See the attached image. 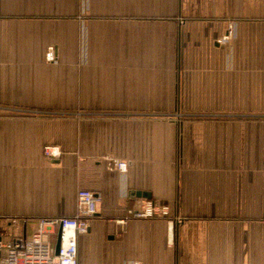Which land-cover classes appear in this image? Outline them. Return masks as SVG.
Wrapping results in <instances>:
<instances>
[{
	"label": "crops",
	"instance_id": "1",
	"mask_svg": "<svg viewBox=\"0 0 264 264\" xmlns=\"http://www.w3.org/2000/svg\"><path fill=\"white\" fill-rule=\"evenodd\" d=\"M81 188L77 264H264V0H0V241Z\"/></svg>",
	"mask_w": 264,
	"mask_h": 264
},
{
	"label": "built area",
	"instance_id": "2",
	"mask_svg": "<svg viewBox=\"0 0 264 264\" xmlns=\"http://www.w3.org/2000/svg\"><path fill=\"white\" fill-rule=\"evenodd\" d=\"M47 58L52 59L49 51ZM43 153L48 158L60 155L57 145L47 144ZM120 171L127 168L126 161H116ZM99 195L89 189H78L76 193V213L71 217L41 218L36 229L29 236H16L8 241H0V264H77L78 236L88 232L90 221L97 212ZM132 218L168 217L169 206L153 200L143 201L139 207L128 210ZM178 221L180 217H176ZM11 222H17L12 219ZM54 234L52 240L50 235ZM59 239L56 252L55 243Z\"/></svg>",
	"mask_w": 264,
	"mask_h": 264
},
{
	"label": "water",
	"instance_id": "3",
	"mask_svg": "<svg viewBox=\"0 0 264 264\" xmlns=\"http://www.w3.org/2000/svg\"><path fill=\"white\" fill-rule=\"evenodd\" d=\"M136 195L143 196L145 198H150L149 193L148 192H145V191H143V192L142 191H137L136 192ZM58 246H59V239L57 238L56 243H55V250H56V252L58 250Z\"/></svg>",
	"mask_w": 264,
	"mask_h": 264
}]
</instances>
